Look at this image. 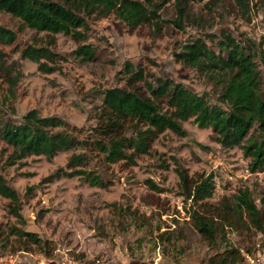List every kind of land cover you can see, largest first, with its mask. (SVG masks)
Here are the masks:
<instances>
[{"label":"rangeland","instance_id":"1","mask_svg":"<svg viewBox=\"0 0 264 264\" xmlns=\"http://www.w3.org/2000/svg\"><path fill=\"white\" fill-rule=\"evenodd\" d=\"M205 2H191L194 13L205 20L202 27L179 31L165 24L157 33L147 27L130 31L113 16L90 18L83 42L57 34L50 47L46 42L52 38L0 12V26L16 35L12 45H0V63L3 67L12 64L10 76L19 72L12 106L4 100L7 84L0 78V108L5 119L18 121L27 111L36 109L42 117L59 118L64 130L79 140L91 141L101 91L124 87L117 74L126 61L140 64L159 77L181 82L215 103L217 87L176 60L179 45L192 36L207 39L226 30L261 49L264 15L254 10L242 19L239 13L221 8L209 12L202 8ZM162 15L164 19H174L170 13ZM80 44L95 48L94 61L81 62L73 56ZM27 45H42L60 56L61 60L53 65L56 70L39 71L35 63L22 56ZM258 64L264 92V64ZM182 126L183 137L166 131L154 141L149 153L136 156L133 162L114 164L106 163L102 155L86 145L60 151L50 160L28 157L10 165L8 152L1 144L0 174L20 197V227L47 241L51 250L46 258L35 249L15 254L6 249L0 251V264H205L225 244L252 251L256 243H261L264 248L255 233L248 237L246 232L226 231L218 245H210L193 230L188 213L191 208L201 210L203 203L181 196L176 169L192 178L214 177L215 196L207 203L224 193L230 195L238 188H247L258 207H264V173L246 171L248 160L241 150L219 146L209 128H199L191 119ZM73 153L84 154L85 166H66ZM77 170L99 176L103 186H90L84 176L72 174ZM147 181L162 191L150 188ZM6 208L7 200L0 196V226L4 229L15 225Z\"/></svg>","mask_w":264,"mask_h":264},{"label":"trees","instance_id":"2","mask_svg":"<svg viewBox=\"0 0 264 264\" xmlns=\"http://www.w3.org/2000/svg\"><path fill=\"white\" fill-rule=\"evenodd\" d=\"M192 1H206L202 8L209 12L216 8L228 13L235 11L242 19L254 10L264 15V0H0V12L37 34L52 38L46 42L50 47L57 34L83 42L90 18L113 16L130 31L147 27L157 33L165 24L179 31L202 27L205 20L194 13ZM163 13L172 14L174 19H164ZM15 40L14 32L0 26V45L10 46ZM260 44L261 49L247 39L238 40L221 30L215 37L205 39L196 35L179 45L176 60L204 75L217 87L215 103L181 82L159 77L140 64L126 61L117 74L124 87L101 91L91 141L79 140L64 130L59 118L42 117L36 109L27 111L18 121H9L0 108V146L8 152L10 165L28 157L50 160L60 151L82 149L86 145L102 155L108 164L133 162L136 156L149 153L162 133L169 131L183 137L182 123L191 119L197 127L209 128L213 141L222 148L240 149L248 160L246 168L250 173H264V92L258 64H264V40ZM95 53L89 44H80L72 52L81 62L94 61ZM22 56L35 63L42 73L54 72L53 65L61 60L42 45H27ZM12 72V64L3 67V62L0 63V78L7 84L3 97L10 102L9 106L16 98L14 89L19 78L18 71L10 76ZM85 164L84 154L73 153L66 166L74 169ZM176 172L181 196L203 203L201 210L191 208L188 213L189 224L202 239L218 245V240L230 231L246 232L248 237L255 233L264 242V207L255 204L249 189L238 188L207 203L215 196L214 177L192 178L179 169ZM72 174L84 176L90 186H103L101 178L91 172L77 170ZM147 184L157 192L162 191L150 181ZM0 196L7 200V213L15 219V225L7 229L0 226V251L8 249L10 254H15L35 249L48 258L49 243L20 227L23 223L20 197L1 174ZM250 252L247 247L225 244L205 264H245L243 253Z\"/></svg>","mask_w":264,"mask_h":264},{"label":"built area","instance_id":"3","mask_svg":"<svg viewBox=\"0 0 264 264\" xmlns=\"http://www.w3.org/2000/svg\"><path fill=\"white\" fill-rule=\"evenodd\" d=\"M255 246L256 248L254 247L250 253H243L245 264H264V248L261 243H256Z\"/></svg>","mask_w":264,"mask_h":264},{"label":"water","instance_id":"4","mask_svg":"<svg viewBox=\"0 0 264 264\" xmlns=\"http://www.w3.org/2000/svg\"><path fill=\"white\" fill-rule=\"evenodd\" d=\"M249 22L248 18H247V23Z\"/></svg>","mask_w":264,"mask_h":264}]
</instances>
